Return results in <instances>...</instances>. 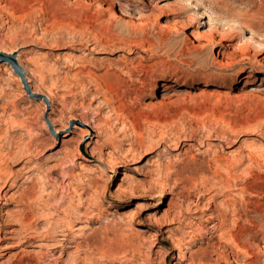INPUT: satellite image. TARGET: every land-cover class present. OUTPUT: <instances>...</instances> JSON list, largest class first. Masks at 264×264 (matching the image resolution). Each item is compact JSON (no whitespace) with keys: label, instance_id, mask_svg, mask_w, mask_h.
<instances>
[{"label":"rangeland","instance_id":"1","mask_svg":"<svg viewBox=\"0 0 264 264\" xmlns=\"http://www.w3.org/2000/svg\"><path fill=\"white\" fill-rule=\"evenodd\" d=\"M92 2L0 0V264H264V0Z\"/></svg>","mask_w":264,"mask_h":264},{"label":"bare ground","instance_id":"2","mask_svg":"<svg viewBox=\"0 0 264 264\" xmlns=\"http://www.w3.org/2000/svg\"><path fill=\"white\" fill-rule=\"evenodd\" d=\"M109 2V3H108ZM101 3H108V5L110 6V5H113L114 4V0H93V2H92V5L93 6H96V5H99V4H101ZM112 7V6H111ZM262 60H264V57H262L261 58ZM5 62H8V63H10L9 61H10V59H5L4 60ZM61 65H65V64H68L69 63V60L67 59V58H61V60H60V62H59ZM264 64V63H263ZM22 68V67H21ZM29 83V82H28ZM175 96H177V97H182V98H184V97H189V95H190V92L189 91H182V92H177L176 94H174ZM258 95H260V96H262V98L264 99V88L263 89H261L260 90V92L258 93ZM257 95V96H258ZM84 132H86V131H84ZM83 133V132H82ZM84 134V133H83ZM4 163V162H3ZM234 166V165H233ZM1 172V171H0ZM24 179H29L28 178V174H24L23 176H22ZM25 181V180H24ZM23 181V182H24ZM129 184H131V183H129ZM162 197H164V193H160L159 195H158V198H162ZM136 213H137V210L136 209H134V210H130V212H129V214H127V215H125V216H123L122 217V221L126 224V225H129L132 221H134L133 219H134V217H135V215H136ZM80 230V229H79ZM64 240V239H63ZM151 241L152 242H156V238H152L151 239ZM18 245V244H17ZM67 247H69V248H72V247H75V246H71V245H68ZM78 246L76 245V248H77ZM78 249V248H77ZM185 249H188L187 247L185 248ZM188 255V252H183L179 257H178V259L180 260V259H184V258H186V256ZM77 263V259L75 258V257H73V258H71L70 259V261H69V264H76Z\"/></svg>","mask_w":264,"mask_h":264}]
</instances>
